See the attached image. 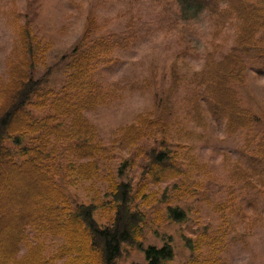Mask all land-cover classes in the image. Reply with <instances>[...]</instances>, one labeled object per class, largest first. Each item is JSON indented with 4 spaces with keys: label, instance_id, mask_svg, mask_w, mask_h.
Masks as SVG:
<instances>
[{
    "label": "rangeland",
    "instance_id": "1",
    "mask_svg": "<svg viewBox=\"0 0 264 264\" xmlns=\"http://www.w3.org/2000/svg\"><path fill=\"white\" fill-rule=\"evenodd\" d=\"M91 21L93 30L88 28ZM239 25L234 19L217 29L206 17L182 16L171 0H0V83L8 80L24 32H30L40 61L35 76L45 77L47 87L55 89L86 31L91 39L108 34L119 39L128 28L134 32L128 48L116 49L113 62L91 73L104 91L103 103L83 113L104 147L97 175L70 185L60 181L72 206H95L99 225H107L113 215V202L105 195L108 174L130 183L134 191L143 184L147 203L136 199L134 204L144 214L142 249L123 245L116 264H143L146 247L160 248L166 242L173 257L163 264H201L215 257L216 264H264V169L256 159V139L245 145L247 133L264 131V44L257 45L255 53L263 52L248 60L244 81L237 86L240 104L252 116L247 130L231 133L224 120L211 116L204 101L199 100L197 111L191 99L193 73L201 75L208 60L220 61L236 44ZM32 113L40 118L45 111ZM130 126L133 134L152 135L133 147L121 146L118 137ZM130 134L125 132L123 143L132 139ZM163 143L181 146L183 174L178 179L156 181L147 174L148 155ZM123 162L128 165L120 175ZM169 208L182 210L184 221L172 220ZM219 234V254L211 256L206 244L198 251L186 245L188 239L204 236L208 241ZM42 240L47 255L61 244L47 235ZM24 254L21 246L20 256Z\"/></svg>",
    "mask_w": 264,
    "mask_h": 264
},
{
    "label": "trees",
    "instance_id": "2",
    "mask_svg": "<svg viewBox=\"0 0 264 264\" xmlns=\"http://www.w3.org/2000/svg\"><path fill=\"white\" fill-rule=\"evenodd\" d=\"M171 2L182 16L206 17L217 29L230 20L240 22L236 44L220 61L208 60L211 62L201 75L193 73L194 85L190 88L197 111L201 99L212 117L225 121V129L231 133L247 130L252 116L241 106L237 86L244 81L248 60L263 52L255 53L257 45L264 44V0ZM88 28H95L93 21ZM90 36L89 31L84 33L81 49L70 59L61 85L55 89L47 87L45 77L35 76L40 61L30 32H24L23 47L10 67L8 80L0 83V264H116L123 245L142 249L140 225L144 214L134 204L136 199L147 203L143 184L134 191L130 183L108 174V179H104L105 195L113 202V215L107 225H99L94 219L95 206H72L60 183L70 185L77 178L91 180L97 175L104 147L99 145L94 126L83 113L103 103L104 91L93 81L91 73L96 66L113 62L116 49L128 48L134 32L128 28L119 39L113 34L94 39ZM33 109L45 114L39 118L32 113ZM144 120L139 119L138 123L142 125ZM133 129L127 127L119 135L121 146L133 147L136 141L152 135L133 134ZM125 132L132 137L127 143L121 140ZM246 136V146L256 139L260 150L256 159L264 169V131L258 136ZM169 145L172 144L163 143L148 155L147 174L156 181L175 180L183 174L177 149L181 146L172 145V150ZM127 165L122 163L120 175ZM168 215L174 221H184L185 214L178 208H169ZM46 235L61 240L51 255L45 253L42 238ZM203 244L211 256L219 254L222 235L208 241L204 236L186 241L190 251H198ZM21 246L25 248L23 256ZM143 251V264H163L173 257L169 242L160 248L148 246ZM205 261L216 264V257L201 264Z\"/></svg>",
    "mask_w": 264,
    "mask_h": 264
}]
</instances>
